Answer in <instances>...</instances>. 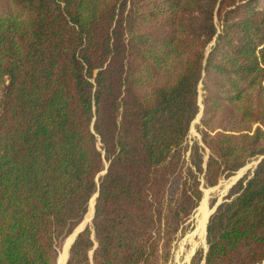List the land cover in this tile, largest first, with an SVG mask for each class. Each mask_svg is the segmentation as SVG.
Segmentation results:
<instances>
[{"label":"trees","instance_id":"obj_1","mask_svg":"<svg viewBox=\"0 0 264 264\" xmlns=\"http://www.w3.org/2000/svg\"><path fill=\"white\" fill-rule=\"evenodd\" d=\"M263 155L264 0H0V264H57L97 192L68 264H169L201 177ZM206 244L196 264L264 263V160Z\"/></svg>","mask_w":264,"mask_h":264},{"label":"rangeland","instance_id":"obj_2","mask_svg":"<svg viewBox=\"0 0 264 264\" xmlns=\"http://www.w3.org/2000/svg\"><path fill=\"white\" fill-rule=\"evenodd\" d=\"M216 24L218 25V28H219L220 24H219L218 20L216 21ZM216 41H217V38H215L213 40V42L208 46L206 56H208V54L211 52L212 48L216 45ZM197 98H198L199 113H198V115H196L194 117V119L192 120V123H191V128H190V133H189L190 151L188 152V157L191 154V150L193 151L195 149L196 142H199V144L201 146L203 145L202 136L200 133L201 118L199 119L200 109H201V106L203 105L202 102H203V98H204L202 82H200L199 86H198ZM259 158H260V156L252 158L248 163H246V165H244L241 169H239L237 171L238 173L237 172L234 173V174L237 173L235 176H233L234 174H232L231 176H233V177H231V176L223 177L219 181L218 185H216L214 187L207 186L206 181L204 179V176L201 177V188H202V192H203V198L202 199L205 198L204 195L208 192V194L206 196V201H207L206 202V204H207L206 209H208L209 214L212 212L213 208L216 206L217 203H219V202L223 203L227 200L228 196L231 193V189L233 188V186L237 182H239L244 177L249 176L255 170V168L257 166L256 164H257ZM100 177H102L101 174L98 177V179ZM224 183H226V184H224ZM92 213H93V209L91 206L88 214L86 215V218L84 217L85 220L83 219V221H85V222L82 221L83 223L81 222L82 224L81 223H80L81 225L79 224L80 226L76 230H74L75 232L80 230L81 227L85 223H89L91 221V220H89V218L92 217ZM198 214H199V209H197V211L195 210L194 214L191 217L189 230L184 231V233L180 236L179 240H177V242L175 243L174 254H173L172 260L170 261L169 264H196L195 255H196L197 251H199L201 249L204 251H207V244H206L207 229H206V227L208 226V224L204 227L203 233H201V234L197 233L196 230L198 227ZM86 225L90 226L91 223L86 224ZM205 230H206V233H205ZM74 231H73V233H74ZM74 237H75L74 235H71L70 237H67L65 240H63V242H61L59 244V246H58V263L57 264H66V262L68 264V262H69V248H70V245H71ZM64 253H66V255H67L66 258H62ZM192 257H193V259H192ZM63 259H64V261H63ZM191 259H192V261H191ZM62 262H64V263H62ZM201 264H205V262L202 261Z\"/></svg>","mask_w":264,"mask_h":264},{"label":"bare ground","instance_id":"obj_3","mask_svg":"<svg viewBox=\"0 0 264 264\" xmlns=\"http://www.w3.org/2000/svg\"><path fill=\"white\" fill-rule=\"evenodd\" d=\"M238 179V178H237ZM236 179V180H237ZM235 180V181H236ZM224 184H226V183H224ZM207 194H208V192L204 195L205 196V198L202 200V204H201V207L200 208H198L199 209V214H198V227H197V233H199V234H201V233H203L204 232V227L207 225V222H208V219H209V216H210V214H209V211H208V209H206V196H207ZM92 205V209L94 210V200H92V203H91ZM214 209V208H213ZM213 211V210H212ZM89 216V215H88ZM89 220H91V218H89ZM85 225H86V223L81 227V229L80 230H78V231H76V232H74L72 235H74L75 237H74V239L76 238V235L78 234V232H80L84 227H85ZM74 239H73V241H74ZM73 241H72V243H73ZM70 242V241H69ZM71 243V244H72ZM68 244V243H67ZM66 244V245H67ZM71 246V245H70ZM70 249V248H69ZM62 255V254H61ZM66 253H64V255H63V257L62 258H66ZM63 261H64V259H63ZM62 263H64V262H62ZM66 264H67V262H66Z\"/></svg>","mask_w":264,"mask_h":264},{"label":"water","instance_id":"obj_4","mask_svg":"<svg viewBox=\"0 0 264 264\" xmlns=\"http://www.w3.org/2000/svg\"><path fill=\"white\" fill-rule=\"evenodd\" d=\"M202 113H203V105L201 106V109H200V117H199V119L201 118V116H202ZM262 160H264V155L263 156H260V158H259V160H258V162H257V164L256 165H258ZM107 170H108V165H107V167H106V169L103 171V172H101L100 174L103 176L106 172H107ZM100 174L98 175V177L100 176ZM98 192L94 195V197L92 198V200H94V210H93V216H92V219H91V224H92V221H93V218H94V213H95V205H96V202H97V199H98ZM92 200H91V202H92ZM91 202H90V204H91ZM221 203L222 202H219V203H217L216 204V206L214 207V209H213V211L211 212V214H210V216L215 212V210L221 205ZM90 204H89V208H90ZM89 208H88V210H89ZM88 212V211H87ZM210 216H209V218H210ZM208 222H209V219H208ZM208 222H207V224H208ZM88 227V225H85V227L80 231V232H78V234L76 235V238L74 239V241H73V243L71 244V246L74 244V242H75V240L77 239V237L79 236V234H81L82 232H84L85 231V229ZM206 229H207V227H206ZM71 246H70V249H71ZM70 249H69V252H70Z\"/></svg>","mask_w":264,"mask_h":264}]
</instances>
